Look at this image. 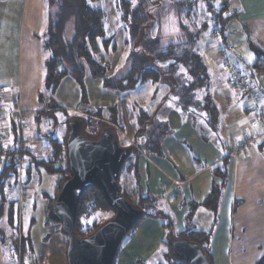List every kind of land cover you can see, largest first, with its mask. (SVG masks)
Returning a JSON list of instances; mask_svg holds the SVG:
<instances>
[{"label":"trees","instance_id":"16d2710c","mask_svg":"<svg viewBox=\"0 0 264 264\" xmlns=\"http://www.w3.org/2000/svg\"><path fill=\"white\" fill-rule=\"evenodd\" d=\"M45 1L47 35L42 48L47 52V56L43 61L42 87L37 92L38 102L43 101L42 92L52 93L64 76L72 77L82 86L86 70L90 76L99 78L104 87L117 91H127L150 82L155 85L153 92L156 95L164 87L157 111L149 112L140 108L137 112L134 140L140 137L144 140L134 141L126 146L129 148L128 155L118 173V181L122 169L131 175L134 200L120 187L119 182L118 185L121 194L140 211L139 219L125 237L133 233L142 219L158 218L166 230V238L162 242V248H165L163 257L168 256L172 260L171 264H188L183 256L175 254L172 247L175 241L198 245L210 264H213L209 247L211 230L194 229L191 225H187L192 210L199 204L188 202L189 213L185 216L186 225L180 231H175L173 216L165 210L156 209L158 197L140 185L138 153L143 150L147 155L161 156L163 154L162 141L172 131L167 120L160 116L163 112V105L173 106L181 116L189 118L198 129V120H202L210 129L217 128L220 120L219 107L208 92L210 73L196 43L211 28V31L218 35L221 44L219 49L221 53L217 55V58L224 59L228 69L229 60L225 58L227 56L225 50L229 46L226 42L225 28L233 16L228 13V8H230L228 0H113L118 20L126 33L123 42L129 46V51L123 64L112 72L111 63L106 55L114 53L117 50V44L114 32L106 28L108 15L103 0ZM166 8L171 10L175 16L177 32L164 39L160 34V16ZM200 17H202L201 23L198 22ZM68 23H71L69 36L65 33ZM155 26L158 29L154 35L152 29ZM252 48L255 51L256 60L251 69L262 71L264 70V52L254 46ZM237 71L245 79V75H242L238 68ZM227 72L231 80L229 69ZM233 85L240 87L245 93L249 90L238 83ZM34 116L37 117L38 113ZM111 120L112 124L116 123L114 115ZM16 129L15 123H12L11 130L14 135L17 133ZM112 136L117 139L113 133ZM47 142L51 146V154L41 158L23 148V142L20 144L22 154L28 155L24 169L25 183L30 182L34 170L37 172L43 170L46 174L58 176L53 195H45L47 196L48 221L51 219L49 210L59 193L60 182L69 176V170L66 162L65 138L64 141H60L53 136H48ZM14 143L13 147L17 148V140ZM8 158L0 169V193L4 191L11 177L17 175V165L14 159ZM193 160L196 161L195 158ZM227 161L228 159L224 158L219 165L212 168V173L219 179V182H211L210 189L200 204L212 211L214 215L222 189L227 182ZM61 174L67 175L61 179ZM9 209L8 216L11 218L12 207L10 206ZM91 210L111 211V216L101 221H89ZM112 215L113 209L105 201L100 190L94 185L88 186L81 191L78 197L73 225L74 233L78 237H86ZM22 238H24L22 249L31 252L28 238L26 236ZM121 244L122 241L112 264H115ZM137 262L147 264L140 260ZM254 264H264V253Z\"/></svg>","mask_w":264,"mask_h":264},{"label":"crops","instance_id":"0c3cea01","mask_svg":"<svg viewBox=\"0 0 264 264\" xmlns=\"http://www.w3.org/2000/svg\"><path fill=\"white\" fill-rule=\"evenodd\" d=\"M228 2L236 13L226 24V42L232 50L224 56L232 61L231 64H236L242 75L247 77L245 85L254 92L256 99L247 97V100L243 101L239 99L243 97L241 93L243 91L236 89L232 96L228 92L227 96L224 95L226 104L219 107L220 120L214 130L208 128L202 120L197 121L198 129L189 118L181 116L173 106L163 105L160 116L167 120L172 130L171 134L162 141L161 156L145 154L138 158V172L143 189L156 195L164 203L163 209H167L173 216L175 231H180L186 225L188 202H196L199 205L192 210L187 225L198 229L195 228L193 218L199 209L212 216L210 227L200 230H211L209 247L213 264H254L264 253V129L258 122L257 113L259 109L264 114V70L254 71L251 66L256 60L252 46L264 52V0ZM8 11H11L14 22L17 20V14L19 15L17 42L20 73L37 72L43 67L44 61L42 56L44 49L40 50L42 46L37 36L38 29L46 26V1L0 0V41L4 40L7 30ZM24 21L27 23L25 34L22 28ZM12 31L15 33V29ZM23 37L26 40L25 49L22 46ZM244 54L251 59L246 60ZM0 57H6L5 53L1 51ZM24 57L27 66L24 65ZM209 62L207 67L210 84L229 85L228 72L224 74L221 71L216 53L211 52ZM242 66L245 70H241ZM26 86H33L32 89L35 90V93L31 92L35 96L33 103L35 106L41 105L37 100L40 84L27 83ZM208 92L214 98L213 92L209 90ZM14 99L11 96L7 97L0 88V133L3 142L6 140V143L13 147L14 141L17 140V147L28 149L35 155L20 130H17L19 128L16 123V135L11 130V124H14V108H17V105L21 107L19 100ZM31 106L26 104L24 108ZM253 116L254 119L251 118ZM33 117V120L37 118ZM248 138L252 141L239 156L228 155L227 152L238 142ZM35 141L40 143L37 137ZM41 148L37 150L40 151ZM224 158L228 159L227 182L214 215L200 204L207 195L211 182H219L213 175L212 168L219 165ZM7 160L6 157H1L0 169ZM20 175H17L19 182ZM25 188H30L27 183L21 188L24 189V194L19 193L15 201H8L5 197L3 201L0 200V264L21 263V253L17 255L19 249L13 244L14 233L21 230L25 207L28 209L33 207L32 195L26 192L28 190L25 191ZM43 196L46 198L45 194ZM10 206L11 218L8 216ZM165 238L166 230L160 219L149 217L142 219L133 233L125 238L115 264H140L136 259L147 264L160 263V257L164 258L162 242Z\"/></svg>","mask_w":264,"mask_h":264},{"label":"rangeland","instance_id":"374dc122","mask_svg":"<svg viewBox=\"0 0 264 264\" xmlns=\"http://www.w3.org/2000/svg\"><path fill=\"white\" fill-rule=\"evenodd\" d=\"M103 5L105 6L108 15L106 28L111 32H114V38L117 44V50L114 53H108V55H106L107 60L111 63L112 72V70H115L123 64L129 51V46L123 42L126 33L118 20V13L115 10L113 0H103ZM160 17V34L162 35V38L167 39L177 32L175 16L171 10H167L166 8L161 12ZM13 19L14 17L12 16L11 11H8L7 30L4 40L0 41V52L2 51L6 55V57H0V65L3 66L0 67L2 68L0 71V88L7 97L11 96L12 98L18 99L21 103V107H18L17 105V108H14V104L12 105L15 114L14 123L17 122L18 114L21 112L23 123L21 127H18L17 123L16 125L19 128L18 130H20L21 135L25 137L27 145L32 148L35 156L41 158L47 157L51 154V146L47 142L48 136H53L60 141H64L65 136L73 131V127H75L74 124H77L78 126L80 123L81 126L78 132L87 139L96 138L103 130H105L106 132L111 131L117 137L118 143L122 147L130 145V143L134 141L141 142L144 140L143 137L134 140L136 134L134 133L135 125L138 118L137 112L140 108H143L144 110L146 109L149 112H152L153 110L157 111L160 107L158 106V103L162 99L164 87L163 89H160L156 95H154L153 92L155 85L150 82L138 85L127 91H117L115 89L104 87L99 78L90 76L86 70L82 86L72 77L64 76L52 93L49 91L42 92L44 96L43 101L40 103L41 105L35 106L33 103V97L35 98V96L31 93H35V90L32 89L33 86L26 85L27 83H32L34 85L40 84L38 89H41L43 67L34 73H20L18 66L17 42L19 32L17 23L19 15L17 14V20L15 22ZM201 20L202 17L199 18L198 22L201 23ZM26 27L27 23L24 21L22 26L24 34L26 33ZM13 29H15V33L12 31ZM157 29L158 27L155 26V28L152 29V34L155 35ZM38 31L37 38H39L42 46L47 35V28L45 26V28L38 29ZM65 33L67 36L71 34V23L66 25ZM22 44L25 49L26 40L24 37L22 38ZM196 45L207 66L210 64L209 57L211 52L216 53V56L221 53L219 51L221 45L219 43L218 35L215 32L213 33L211 28L205 33L204 37L196 43ZM40 50L42 51L43 48H40ZM231 50L232 48H226L225 51L226 53H230ZM42 56L45 58L47 52H44L43 50ZM221 57L223 56L221 55ZM244 58L249 60V57L245 54ZM233 59L234 57L232 56L231 60ZM25 61L26 59L24 57V65L27 66V62ZM218 61L222 69L221 71L226 74L228 69L224 62L225 60L218 59ZM228 62L231 64L232 61L230 62L229 59ZM241 70H245V67L242 66ZM222 76L224 75H219V77ZM245 81H248L247 77L245 78ZM230 84L233 85L234 82L230 80ZM230 84L226 86L225 84L214 85V83H211L209 85L208 90L213 92V99L218 107H222L226 104L224 102V95L227 96L228 92L229 95L232 96V93L235 92L236 89L240 92L243 91L240 87L236 85H233L234 87H232ZM241 93L243 97H240L239 99L246 101L247 94L244 91ZM25 102L26 104L32 105L31 107L26 108L28 110L24 108L26 105ZM251 102L253 103V101ZM110 109L111 112L112 110L114 111L112 114L109 112ZM35 112L38 113V116L33 120ZM113 115L116 118L115 124L111 123ZM251 118L254 119L255 117L253 116ZM1 137V146L7 147L9 144L6 143V140L3 142L2 134ZM36 137L39 139L40 143H36ZM39 147H42L40 151L37 150ZM240 153L233 155V157L239 156ZM145 154L146 153L143 150L140 151L138 153V158ZM3 157H11L14 159L17 165V175L21 174V178L19 182L17 175L16 177H11L5 186L4 191L0 193V200L3 201V198L5 197L8 201H15L17 197H19V193L24 194V189L21 188L23 186L25 187L26 184L24 182V169L27 164L28 156L24 153L22 154V150H10L8 154ZM18 159L21 163L20 167L18 166L19 163H17ZM39 171H33L30 182L27 183L30 188H25V191L28 190L26 192H29L32 195L33 207L31 209L25 207L26 211H23L21 230L16 234L14 233L15 241L13 245L19 249L17 255L18 253H21L20 264H22L25 256L30 254V251H24L22 249V244H24V238H21L22 236H26L29 240L30 249L34 258L33 264H67L65 253L68 238L62 232L61 224L58 221L52 219L47 221V196L53 195L58 176L54 174H46L43 170ZM66 175L67 174H61V179ZM62 181L63 179L61 182ZM118 182L120 187L134 200L135 195L132 193L131 189V175L122 169ZM19 186L21 187L20 189ZM43 194H47L46 198H43ZM163 208L164 203L158 198L156 209L164 211L165 209ZM165 211L168 210L166 209ZM89 215V221H101L111 216V211L91 210ZM193 219L195 222V228L198 229H208L212 223V216L208 212L200 209L196 211ZM8 235L11 236V234ZM125 238L122 240V243L125 241ZM163 249L165 250V248ZM160 260L159 264H171L172 262L168 256L163 259L161 256Z\"/></svg>","mask_w":264,"mask_h":264},{"label":"water","instance_id":"95a60500","mask_svg":"<svg viewBox=\"0 0 264 264\" xmlns=\"http://www.w3.org/2000/svg\"><path fill=\"white\" fill-rule=\"evenodd\" d=\"M74 126L64 142L69 176L61 182L49 216L61 224L68 238L67 264H112L121 241L140 217V211L121 194L118 185V173L129 148L120 146L110 132L103 130L98 137L87 139L78 132L81 123ZM91 185L100 190L113 215L81 238L73 230L76 205L81 191ZM172 247L188 264H210L196 244L175 241Z\"/></svg>","mask_w":264,"mask_h":264},{"label":"built area","instance_id":"2783aa9c","mask_svg":"<svg viewBox=\"0 0 264 264\" xmlns=\"http://www.w3.org/2000/svg\"><path fill=\"white\" fill-rule=\"evenodd\" d=\"M228 13L234 15L236 13V11L234 9L228 8ZM228 69H229V72L231 74L232 82L246 86L245 85L246 84L245 79L242 78L241 75L238 73L237 67L235 65L229 63ZM246 94H247V97H249L250 99H252V98L256 99V97H257L256 95H254L253 91H250V89L247 91ZM254 106L257 107V105H254ZM257 113H258V122L260 125H262V127L264 129V114H262V112L259 109H257ZM16 123H17L18 127H21V125L23 123V117H22L21 112H19V114H18V119H17ZM1 138L2 137H1V133H0V141H1ZM251 141H252V139L248 138L246 140L239 142L228 152V155L233 156L235 154H239L247 146L250 145ZM10 150L20 151L21 148L19 146L17 148H14V147H11L10 145L7 147H3V146H1V143H0V158L3 156H6ZM17 163H19L18 166L20 167L21 163H20L19 159H18ZM33 263H34V258H33L31 253L28 254L27 256H25V258L22 262V264H33ZM18 264H20V263H18Z\"/></svg>","mask_w":264,"mask_h":264},{"label":"snow or ice","instance_id":"6c2138e0","mask_svg":"<svg viewBox=\"0 0 264 264\" xmlns=\"http://www.w3.org/2000/svg\"><path fill=\"white\" fill-rule=\"evenodd\" d=\"M249 59H251V57H249ZM182 71H183V69H182Z\"/></svg>","mask_w":264,"mask_h":264}]
</instances>
